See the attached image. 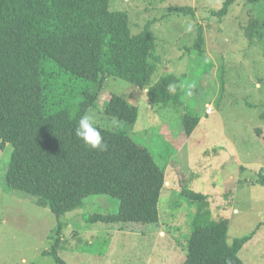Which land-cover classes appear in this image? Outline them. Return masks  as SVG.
<instances>
[{
	"label": "rangeland",
	"instance_id": "obj_1",
	"mask_svg": "<svg viewBox=\"0 0 264 264\" xmlns=\"http://www.w3.org/2000/svg\"><path fill=\"white\" fill-rule=\"evenodd\" d=\"M224 0H109L113 10L129 14L131 32L147 21L155 37L156 70L176 80V95L161 106L147 97L130 101L138 108L130 125L105 114L110 93L129 92V83L109 77L86 114L96 125L125 129L146 146L165 174L157 223L90 222L93 213L111 214L118 200L90 195L61 222L62 259L69 264H182L198 203L181 189L206 196L207 218L228 221V241L252 233L239 257L244 264H264V0H237L227 14H213ZM191 8L192 13L179 9ZM259 19L261 35L250 40L243 29ZM192 23L193 31L185 25ZM202 28V50L193 44ZM145 91V90H144ZM199 118L190 135L182 115ZM12 146L0 149V264H54L45 253L57 219L33 195L5 183Z\"/></svg>",
	"mask_w": 264,
	"mask_h": 264
},
{
	"label": "trees",
	"instance_id": "obj_2",
	"mask_svg": "<svg viewBox=\"0 0 264 264\" xmlns=\"http://www.w3.org/2000/svg\"><path fill=\"white\" fill-rule=\"evenodd\" d=\"M237 0H224L213 14L223 16ZM255 3L260 0H243ZM192 13L189 7L179 9ZM129 14L113 10L109 0H0V149L12 151L5 173L8 187L33 195L57 219L45 253L61 258L60 219L90 195L118 200L111 214H90V222L157 223L165 174L151 151L122 128L96 125L108 145L100 152L74 135L79 118L97 101L109 77L129 83V92L110 93L105 114L132 125L138 108L130 101L147 97L150 106L174 98L176 80L155 72V37L147 21L131 32ZM259 19L250 17L244 35H261ZM256 35V36H257ZM202 28L194 48L202 50ZM145 90V91H144ZM199 118L182 115L188 135ZM264 185V176L258 178ZM180 194L198 203L182 264H244L239 257L252 233L228 241V221L207 218L206 196L187 188Z\"/></svg>",
	"mask_w": 264,
	"mask_h": 264
},
{
	"label": "clouds",
	"instance_id": "obj_3",
	"mask_svg": "<svg viewBox=\"0 0 264 264\" xmlns=\"http://www.w3.org/2000/svg\"><path fill=\"white\" fill-rule=\"evenodd\" d=\"M193 28L194 25L192 23L185 25L186 32L193 31ZM74 135L89 149L100 152L107 151L108 145L104 142L102 133L90 114H84L79 118L74 128Z\"/></svg>",
	"mask_w": 264,
	"mask_h": 264
}]
</instances>
